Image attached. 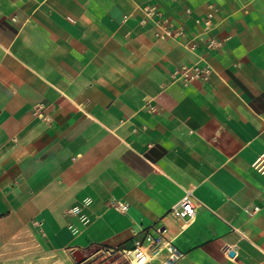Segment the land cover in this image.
<instances>
[{
  "label": "crops",
  "instance_id": "1",
  "mask_svg": "<svg viewBox=\"0 0 264 264\" xmlns=\"http://www.w3.org/2000/svg\"><path fill=\"white\" fill-rule=\"evenodd\" d=\"M144 5L186 37L212 9L216 45ZM32 230L71 256L136 231L170 264H264V0H0V249Z\"/></svg>",
  "mask_w": 264,
  "mask_h": 264
},
{
  "label": "built area",
  "instance_id": "2",
  "mask_svg": "<svg viewBox=\"0 0 264 264\" xmlns=\"http://www.w3.org/2000/svg\"><path fill=\"white\" fill-rule=\"evenodd\" d=\"M143 17L140 19L141 24L147 22L154 23L160 30V34H164L171 37L174 40L179 41L180 38H185L181 44L189 51H195L198 46V39L201 34H207L203 40L205 48L210 49L216 45L215 37L211 34L214 25L212 24L213 10H209L203 19L196 18V23H203L204 30L202 33L192 37H186L185 32L179 26H174L167 19L163 18L161 13L156 10L154 6L144 5L141 7ZM189 11V10H187ZM209 70L208 67H199L197 64L190 66H181L180 69L174 71L177 79H193L197 77H206V73ZM112 205L122 211L127 210L128 205L123 202H113ZM196 200L193 195L186 192L179 202L173 205L169 209V213L175 217L184 221H190L195 216L196 212ZM257 209V208H254ZM74 211H78V208H74ZM163 248H165L169 254L166 259H163L160 264H170L174 259L179 257V253L171 246H166L161 233L154 234L150 232L133 231L132 244L130 247L115 246L106 247L108 253H119L126 261V264H152L161 254ZM224 253L231 255L233 252L230 248H225Z\"/></svg>",
  "mask_w": 264,
  "mask_h": 264
},
{
  "label": "rangeland",
  "instance_id": "3",
  "mask_svg": "<svg viewBox=\"0 0 264 264\" xmlns=\"http://www.w3.org/2000/svg\"><path fill=\"white\" fill-rule=\"evenodd\" d=\"M41 236L32 230L0 249V264H126L119 253H108L103 246L81 250L84 260L75 263L69 250L54 247Z\"/></svg>",
  "mask_w": 264,
  "mask_h": 264
},
{
  "label": "water",
  "instance_id": "4",
  "mask_svg": "<svg viewBox=\"0 0 264 264\" xmlns=\"http://www.w3.org/2000/svg\"><path fill=\"white\" fill-rule=\"evenodd\" d=\"M72 256L76 263H81L84 260V256L80 250L73 251Z\"/></svg>",
  "mask_w": 264,
  "mask_h": 264
}]
</instances>
